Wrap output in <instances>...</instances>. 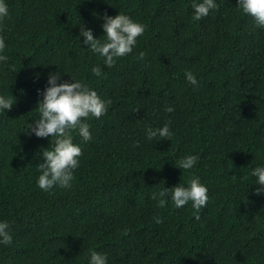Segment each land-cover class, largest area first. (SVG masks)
Listing matches in <instances>:
<instances>
[{"label": "trees", "instance_id": "trees-1", "mask_svg": "<svg viewBox=\"0 0 264 264\" xmlns=\"http://www.w3.org/2000/svg\"><path fill=\"white\" fill-rule=\"evenodd\" d=\"M215 2L194 21L193 0H5L0 95L16 103L0 114V221L13 237L0 244V264H89L91 251L107 264H264V195L251 175L264 167V29L237 0ZM119 13L145 33L108 68L81 24L103 40L102 17ZM56 71L57 83L79 80L112 103L86 121L90 141L73 133L83 155L72 188L43 192L36 166L51 137L24 132ZM166 123L170 140L146 138ZM188 155L196 165L179 169ZM192 176L208 188L199 221L191 203L176 208L169 195L160 208L151 198Z\"/></svg>", "mask_w": 264, "mask_h": 264}, {"label": "clouds", "instance_id": "clouds-1", "mask_svg": "<svg viewBox=\"0 0 264 264\" xmlns=\"http://www.w3.org/2000/svg\"><path fill=\"white\" fill-rule=\"evenodd\" d=\"M193 9V20L199 21L207 17L210 11L219 6L215 0H193L191 4ZM239 10L250 16L257 28L264 29V0H237ZM8 16V6L5 0H0V22ZM104 23L101 25L104 37L94 38L91 29H85L81 24L80 36L84 38L83 43L87 45L93 53L99 54L104 58V64L108 68L115 67L117 60L132 53L137 46L138 38L145 33V25L133 21L129 16L119 13L115 17L104 15ZM6 48L3 36H0V53ZM145 54L140 52L137 59L143 60ZM9 57L0 55V62L7 63ZM15 71V70H14ZM92 74L102 77L103 73L99 66L92 68ZM185 79L188 84L196 87L198 80L190 71H185ZM62 72L56 71L48 75V87L43 93L38 90V95L43 99L37 102L35 109L39 112V118L29 124L25 135H35L38 138L51 137V149L43 150L40 154L43 157V163L36 167L40 172L37 179V186L43 192H50L54 188L69 190L72 188V182L75 179L74 171L79 167L80 157L83 155L82 148L73 142V133H77L83 142L92 139L90 125L86 122L91 118L99 119L104 116L111 100L102 99L94 90L79 80L71 78V82L61 79ZM16 103L12 95H0V114L12 109ZM166 112H173L174 108L168 106ZM173 133L166 123L163 127L146 129V138L153 140H170ZM138 146V145H134ZM198 157L188 155L178 162V168L191 170L197 163ZM161 167V166H160ZM159 170V169H158ZM251 175L256 178L255 195H264V167H256ZM235 178V177H234ZM164 183V181H161ZM170 195L171 202L176 208H182L189 203L194 210L195 220H200V211L207 206L208 188L200 182L198 176H192L187 186L181 184L172 188L163 187L158 192L152 193L151 198L158 200V207L163 208ZM155 222H163L162 217H155ZM13 237L10 232V225L7 221H0V244L11 245ZM89 264H107V255L98 251H91Z\"/></svg>", "mask_w": 264, "mask_h": 264}]
</instances>
